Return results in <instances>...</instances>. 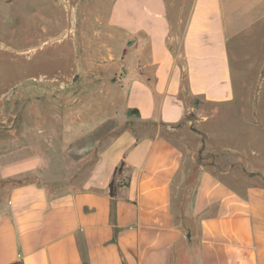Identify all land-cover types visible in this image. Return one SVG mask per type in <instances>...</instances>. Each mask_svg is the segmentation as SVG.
Listing matches in <instances>:
<instances>
[{
  "label": "crops",
  "instance_id": "0c3cea01",
  "mask_svg": "<svg viewBox=\"0 0 264 264\" xmlns=\"http://www.w3.org/2000/svg\"><path fill=\"white\" fill-rule=\"evenodd\" d=\"M189 1L187 12L185 0L93 1V70H121L142 133L123 129L72 181L20 183L34 158L0 165L13 184L0 198V264H264V189L219 158L264 174V149L239 139L264 135V0Z\"/></svg>",
  "mask_w": 264,
  "mask_h": 264
},
{
  "label": "rangeland",
  "instance_id": "374dc122",
  "mask_svg": "<svg viewBox=\"0 0 264 264\" xmlns=\"http://www.w3.org/2000/svg\"><path fill=\"white\" fill-rule=\"evenodd\" d=\"M93 1L0 0V165L32 158L40 162L36 170L17 176L20 183L72 181L123 129L142 133L135 112L124 108L121 70H93L98 60L93 57ZM96 2L105 11L111 4ZM189 4L185 0L184 12ZM172 8L175 15L180 12L176 5ZM104 12L98 17L104 18ZM108 43L112 51V41ZM254 44L264 48L262 38ZM126 63L123 58L119 67ZM258 108L264 113V104ZM196 119L187 115L192 129ZM239 139L242 148L264 149L263 134L246 131ZM226 146H235L232 138L227 137ZM219 158L220 168L241 171L250 186L264 189L263 173L246 172L228 153ZM198 163L214 167L215 159L201 151ZM12 185L10 178L0 181V198Z\"/></svg>",
  "mask_w": 264,
  "mask_h": 264
},
{
  "label": "trees",
  "instance_id": "16d2710c",
  "mask_svg": "<svg viewBox=\"0 0 264 264\" xmlns=\"http://www.w3.org/2000/svg\"><path fill=\"white\" fill-rule=\"evenodd\" d=\"M124 162L122 161L117 167H115L114 172H113V176L112 179L109 183V194L110 196H115L116 194V190H117V184H116V180L117 177L121 174V171L124 168Z\"/></svg>",
  "mask_w": 264,
  "mask_h": 264
},
{
  "label": "water",
  "instance_id": "95a60500",
  "mask_svg": "<svg viewBox=\"0 0 264 264\" xmlns=\"http://www.w3.org/2000/svg\"><path fill=\"white\" fill-rule=\"evenodd\" d=\"M130 44H131V42H130ZM130 44H128V45H130Z\"/></svg>",
  "mask_w": 264,
  "mask_h": 264
}]
</instances>
